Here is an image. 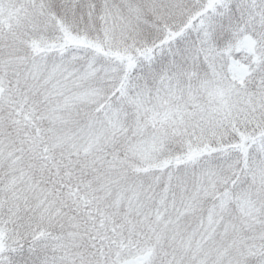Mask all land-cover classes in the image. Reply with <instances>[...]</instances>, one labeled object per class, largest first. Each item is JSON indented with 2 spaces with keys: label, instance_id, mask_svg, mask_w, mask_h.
<instances>
[{
  "label": "snow or ice",
  "instance_id": "6c2138e0",
  "mask_svg": "<svg viewBox=\"0 0 264 264\" xmlns=\"http://www.w3.org/2000/svg\"><path fill=\"white\" fill-rule=\"evenodd\" d=\"M0 264H264V0H0Z\"/></svg>",
  "mask_w": 264,
  "mask_h": 264
}]
</instances>
